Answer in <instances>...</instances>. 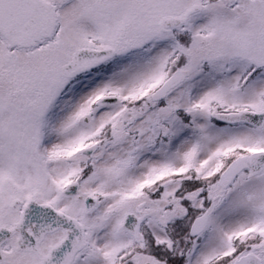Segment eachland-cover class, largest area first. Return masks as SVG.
<instances>
[{
	"label": "snow or ice",
	"instance_id": "6c2138e0",
	"mask_svg": "<svg viewBox=\"0 0 264 264\" xmlns=\"http://www.w3.org/2000/svg\"><path fill=\"white\" fill-rule=\"evenodd\" d=\"M0 264H264V0H0Z\"/></svg>",
	"mask_w": 264,
	"mask_h": 264
}]
</instances>
